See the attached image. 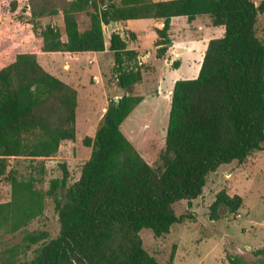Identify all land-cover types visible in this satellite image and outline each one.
<instances>
[{
  "label": "trees",
  "instance_id": "trees-1",
  "mask_svg": "<svg viewBox=\"0 0 264 264\" xmlns=\"http://www.w3.org/2000/svg\"><path fill=\"white\" fill-rule=\"evenodd\" d=\"M46 12L40 6L31 15L39 18ZM78 12L89 21L82 31ZM260 14L264 0H69L60 26L32 29L37 51L99 52L105 49L103 25L160 19L163 26L155 29L154 42L158 58L171 46L172 17L191 22L207 16L224 30L208 41L198 75L173 85L157 165L148 163L121 131V123L142 100L134 87L142 81L144 66L137 52L127 49L135 34L125 31L123 40L112 31V78L123 95L109 100L94 136L83 139L91 154L77 180L68 185L63 167L62 177L51 179L47 191L38 189L35 179L12 173L9 159L48 158L61 142L74 141L77 91L48 73L35 53L21 52L19 44L9 42L14 54L0 68V182L6 178L11 193L0 203V232H16L41 216L46 196L53 198L60 229L30 260L17 261L13 246L1 252L0 264H173V254L166 262L150 254L140 231L163 237L188 218L177 215L174 205L181 200L191 205L211 172L264 150V42L256 35ZM2 41L0 35V46ZM241 205L240 195L220 190L209 206L210 219L220 218L221 211L234 216ZM24 239L37 243L46 233H27ZM257 253L264 255V249ZM226 257L229 264H247Z\"/></svg>",
  "mask_w": 264,
  "mask_h": 264
},
{
  "label": "rangeland",
  "instance_id": "rangeland-1",
  "mask_svg": "<svg viewBox=\"0 0 264 264\" xmlns=\"http://www.w3.org/2000/svg\"><path fill=\"white\" fill-rule=\"evenodd\" d=\"M260 1L253 0L255 4ZM68 3L69 0H0V35L3 37L0 68L14 54L10 41L21 39L23 47L19 45V50L30 51L33 43L32 29L38 31L45 24L60 26L62 9ZM40 6L47 12L39 18H33L31 11ZM51 10L55 13L49 14ZM4 30H7L8 37ZM221 30L207 28L204 35L209 36V39L216 38L222 34ZM256 35L264 42V14L258 16ZM4 38H9V41ZM148 44L149 39L144 38L142 45ZM52 57L59 69L63 68L65 62L69 64L72 86L73 69L77 74L76 138L74 141L61 142L57 153L48 158L21 156L9 159L12 173L21 179H35L36 187L43 191L48 190L51 179L62 177L63 167L67 171L68 185L77 180L80 166L91 154V147L86 146L83 139L92 138L96 119L113 95L109 86L113 62L111 52L99 54L93 64L84 63L77 69L69 53ZM153 63L161 70V62ZM93 76H97L96 81ZM152 95L145 106L128 115L121 130L148 163L157 165L159 154L164 149L170 104L161 93L154 92ZM84 123L87 124L85 130ZM220 190H225L229 195H240L242 205L234 216L225 217L224 211H221L220 218L212 220L209 206ZM10 193L9 182L4 178L0 182V203L8 201ZM174 210L177 215L184 214L188 218L174 224L163 237H154L149 229L140 231L143 247L158 261L166 262L170 254H173V264H229L226 257L228 254L239 257L247 264H264V255L257 253L264 249V150L251 152L243 162L233 161L220 166L207 176L202 194L192 200L191 205L181 200L174 205ZM59 229L53 198L46 196L41 216L16 232H0V254L6 248L15 246L18 248L17 261L30 260L34 250L41 243L55 238ZM33 232L46 233V239L37 243L25 241V235Z\"/></svg>",
  "mask_w": 264,
  "mask_h": 264
},
{
  "label": "crops",
  "instance_id": "crops-1",
  "mask_svg": "<svg viewBox=\"0 0 264 264\" xmlns=\"http://www.w3.org/2000/svg\"><path fill=\"white\" fill-rule=\"evenodd\" d=\"M152 1H162V0H152ZM76 20L78 22L79 30L82 31L89 27L88 17L85 12L76 13ZM114 23H115L114 26L111 23L109 25H103L104 44H105V49L103 51H99V52L37 51L33 41L30 47V51L28 52L35 53L37 61L48 73L59 78L66 84L71 85L69 64L65 62L63 64V68L59 69L56 66L55 59H53V57L50 58V56H54L56 54H62V53H69L73 57V63H74L73 66L75 69H77V67H79L81 64L84 63H87L88 65L93 64L96 61L97 55L106 52H111L108 50V45H109L108 37L112 31H117L120 34L124 33L125 31L133 32L136 38L133 41H127V49L134 50L137 52L138 63L143 65L144 68H142V81L139 84L135 85L134 87V91L140 96H142V100L131 111L132 113L134 111L135 112L139 111L141 107L145 106L147 99L153 96L152 94L154 92L156 94L161 93L163 96L167 98L170 104L171 93L175 81L178 79L195 78L198 75L200 65L204 56V52L207 47V43L210 40L209 36L204 35L205 29L207 30V28L209 29L219 28V30L221 29L223 30L222 27L213 26L211 24L210 18L207 16H199L191 22H188L186 17L184 16L172 17L170 22V29H169L170 38L172 40L171 46L168 47L163 57L158 58L156 55V46L154 45V42L157 39V34L155 32V29L162 28L163 26L162 20L152 19V18H142V19H129ZM222 34L220 36H222ZM144 38L149 39L148 45L145 46L142 45V41L144 40ZM10 42L14 44H19L20 47L21 46L23 47L22 45L23 42L21 39H18L15 42L12 41ZM21 52H26V51H21ZM82 57H84L83 60H81ZM154 61L162 63L161 70L160 67H157L153 63ZM112 67H113V62H112ZM76 75H77L76 71L73 69V86L72 85L71 86L75 90H76L75 88ZM93 78L95 81L97 80V76H93ZM109 86H110V90L113 92V95L110 98V100L111 99L117 100L123 95V90L117 87L114 83V79L112 78V68H111V80H109ZM160 89H163V91H161ZM107 106L102 108V114L96 119L95 130L92 133L93 136L95 134L97 126L104 112L106 111ZM123 125L124 124L122 122L121 127ZM85 126H87V124L84 123L83 124L84 130L86 128ZM75 127H76V118H75ZM89 128L87 127V130H89ZM89 135H91V133Z\"/></svg>",
  "mask_w": 264,
  "mask_h": 264
},
{
  "label": "water",
  "instance_id": "water-1",
  "mask_svg": "<svg viewBox=\"0 0 264 264\" xmlns=\"http://www.w3.org/2000/svg\"><path fill=\"white\" fill-rule=\"evenodd\" d=\"M113 26L115 25V23L113 21L110 22ZM123 40H126V36L124 33L121 34Z\"/></svg>",
  "mask_w": 264,
  "mask_h": 264
}]
</instances>
